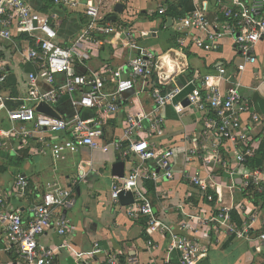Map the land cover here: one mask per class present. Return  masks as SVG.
Returning <instances> with one entry per match:
<instances>
[{"label": "built area", "instance_id": "1", "mask_svg": "<svg viewBox=\"0 0 264 264\" xmlns=\"http://www.w3.org/2000/svg\"><path fill=\"white\" fill-rule=\"evenodd\" d=\"M52 2L70 12L81 4L80 0ZM165 11L162 9L159 13L162 15ZM111 12L104 0H87L88 23L76 38L62 43L51 18L35 11L30 0L1 1L0 46L17 41L18 51L33 67V72L27 77V96L14 99L22 105L7 110L11 127L0 130V150L8 142H16L21 151L28 148L32 140L40 144L36 155H50L55 160H64L67 155L78 154L85 148L101 150L107 122L122 110L125 96L150 94L154 108L148 114H129L122 138L113 142L123 158H134L137 163L115 183L111 198L119 205L120 193L131 192L134 203L127 207L128 217L134 220L145 217L151 228L169 236L168 256L162 262L151 264H173L174 253L179 254L180 264H199L208 254L202 241L213 236L216 243L222 236H231L264 252V223L260 216L264 202V169H249L257 150L252 145L253 127L244 117L249 116L256 124L261 120L241 95L238 81L248 66L257 63L256 47L264 40V0H194V10L173 22L174 32L183 35L175 51L183 54L193 45L200 51L211 52L230 37L243 60L235 74L218 67L216 76H205L200 89L189 94H185V90L194 80L183 86L177 83L184 68L173 61H170L172 67H165L162 56L139 43L131 24L115 25L107 20ZM116 37L119 38L117 43ZM107 45L127 48L130 55L127 63L78 73L79 68H85ZM7 78V64L0 62V86ZM214 79L229 88L222 91ZM65 98L71 100L72 119L66 120L61 115V119H57L37 112L41 103L55 109ZM185 100L189 102L187 106ZM169 107L180 116L186 110L200 114L202 126L199 137L190 139L193 146L187 150L182 174L183 179L197 189L201 204L189 202L178 206L183 218L177 226L157 218L145 185L152 182L159 189L165 180L176 178L173 149L157 142L166 134L164 113ZM84 111L91 112L92 116L83 118ZM145 122L149 125L145 126ZM48 134L65 135V138L50 141ZM148 162H154L155 169L148 167ZM194 162L198 163V169L190 170L188 167ZM78 177L84 179L82 167ZM28 193L29 181L22 175L17 177L11 191H0V230L6 239L4 251H16L22 264H57L63 252H74L64 239L73 228L67 212L76 205L75 194L58 182H47L38 196L39 203L31 208L30 219L25 220L21 212H9L7 202L10 196L23 198ZM256 199L260 202L256 203ZM186 207H191L190 212ZM50 231L61 242L41 245L40 238ZM95 249H99V244H95ZM122 259L121 254H113L108 264H121ZM125 264L140 263L134 257H127Z\"/></svg>", "mask_w": 264, "mask_h": 264}, {"label": "crops", "instance_id": "2", "mask_svg": "<svg viewBox=\"0 0 264 264\" xmlns=\"http://www.w3.org/2000/svg\"><path fill=\"white\" fill-rule=\"evenodd\" d=\"M178 1L180 0H104V3L112 9V12L107 15L109 22L115 25L126 22L131 24L139 36V43L162 56L165 67L167 65L172 67L170 61H173L184 68L185 71L177 78V83L183 86L194 80V84L185 90V94H189L195 89H200V82L205 76H216L218 67H225L229 74H235L237 65L243 60L230 37L223 39L217 49L211 52L200 51L193 45L183 54L175 51L177 45L171 46L172 38L168 37V31L165 29L176 35L177 43L183 35L175 33L173 25L168 28V20L171 18L175 22L183 19L194 10V0H190L193 10L185 17L167 16L168 2L177 3ZM80 2V6L70 12L55 6L52 0H30L35 11L51 18V24L57 28L59 41L62 43L76 38L88 23L85 15L87 0H80ZM147 2L156 4L153 13H150V5L146 6ZM118 4L125 6L122 14L115 12ZM134 5L140 7V16L135 15L134 10L132 12L131 8ZM162 9L166 11L161 15L159 11ZM156 15L158 19L152 21ZM114 16L115 21L111 19ZM164 24L165 27H163ZM118 40L119 38L116 37L115 43ZM16 42H7L0 46V62L7 64L8 74L7 81L0 86V98H2L0 130H8L11 127L7 114V110L11 109L6 102L16 103L14 99L18 100L27 96V77L33 72V67L18 51ZM129 56L127 48L107 45L98 56L86 64L85 68H79L77 71L80 74H86L88 71L100 70L107 65L118 67L127 63ZM256 58L257 63L254 66H248L247 70L238 77L241 95L250 102L253 111L261 120L256 124L249 120V116L244 117L245 122L253 127L252 145L257 150L256 158L249 166L252 170L264 169V40L256 47ZM213 82L218 83L222 91L229 88V85L217 79ZM154 105L155 102L150 94L126 95L122 110L107 122L104 147L101 150L93 151L85 148L78 154L67 155L64 160H55L50 155H36L40 146L36 140L30 141V146L21 151H18L19 144L16 142H8L6 147L0 150V191H11L19 175L25 176L29 181V193L26 197L10 196L7 202L9 212L19 211L25 220L30 219L31 208L39 203L38 196L44 191L47 182H58L74 192L76 205L67 212L73 228L64 239L74 252H63L58 256L57 264H108V259L113 254H121L124 260L121 264H125L127 257L136 258L140 264H151L153 261L162 262L168 256L169 236L151 228L145 217L137 220L130 219L127 215V207L114 204L111 198L112 188L119 180L113 176V165L124 162L125 175H127L137 163L134 158H123L116 151L113 142L122 138L124 122L129 114H148ZM55 109L66 120L72 119L74 115L70 98H65ZM164 114L166 134L157 142L173 149L176 178L171 181L165 180L159 189L152 182H147L145 185L157 218L170 226H177L183 218L178 206L188 205L189 202L198 206L201 204L197 189L182 177L187 150L193 146L191 141L199 137L202 131L199 123L201 116L189 110L180 116L170 107ZM82 116L87 119L92 116V113L84 111ZM144 125L149 124L145 122ZM47 136L50 137V141H60L65 138V135L59 134ZM147 166L153 169L156 167L154 162H148ZM80 167L84 170L83 180H79L78 177ZM188 168L198 169V163L194 162ZM151 187L154 188L153 191L150 190ZM185 209L190 212L191 207ZM260 216L264 223V207L260 210ZM39 241L45 246H53L61 242L52 231L41 237ZM216 241L215 236L202 241L203 246L208 249V254L199 264H264V252L258 251L253 244L235 240L231 236H222L219 243ZM150 242L153 245H150ZM96 243L99 244L98 250L95 249ZM5 248V234L0 230V264H22L16 251H4ZM171 260L173 264H180L179 254H172Z\"/></svg>", "mask_w": 264, "mask_h": 264}, {"label": "water", "instance_id": "3", "mask_svg": "<svg viewBox=\"0 0 264 264\" xmlns=\"http://www.w3.org/2000/svg\"><path fill=\"white\" fill-rule=\"evenodd\" d=\"M2 0H0L1 3ZM125 6L123 4H118L115 7V12L117 14H122L123 10H124ZM113 21L116 20V17L114 16L113 18H111ZM173 25V20L170 18L168 20V28L172 27ZM189 102L187 100H185L184 105H188ZM37 112L49 117H53V118H57V119H61V116L58 114V112L50 107L49 105H47L46 103H41L40 105H38L37 107ZM125 163L124 162H117L116 164L113 165L112 167V173L114 177H117L118 179H123L125 177ZM119 202L121 204V206L123 207H128L131 204L134 203V197L133 194L131 192H122L119 195Z\"/></svg>", "mask_w": 264, "mask_h": 264}, {"label": "trees", "instance_id": "4", "mask_svg": "<svg viewBox=\"0 0 264 264\" xmlns=\"http://www.w3.org/2000/svg\"><path fill=\"white\" fill-rule=\"evenodd\" d=\"M169 4V9L167 11V16L172 17V18H182L185 17L189 12H191L193 10V6L190 2V0H180L177 3H170ZM158 19V15L154 16L152 21ZM165 27V24L164 26ZM166 31H168V37L172 38L171 41L172 43L171 46L175 47L177 44L176 41V35L173 34L171 31L165 29ZM7 106L9 107V109L11 110H15L18 109L22 103L21 102H16V103H11V102H6ZM153 187L150 188L151 191H153ZM260 200L256 199V203H259ZM264 207V202L262 203V208ZM124 262V260L122 259V263Z\"/></svg>", "mask_w": 264, "mask_h": 264}, {"label": "rangeland", "instance_id": "5", "mask_svg": "<svg viewBox=\"0 0 264 264\" xmlns=\"http://www.w3.org/2000/svg\"><path fill=\"white\" fill-rule=\"evenodd\" d=\"M149 5H150V7H149V9H150V13H153V10L156 8V4H152V3H150V2H147V3H146V6H149ZM131 10H132V12H133V10H134L135 15H139V16H140V13H139L140 7H138V5H134V6H132ZM130 14H131V13H130ZM130 14H129V15H130ZM160 27L162 28V25H160ZM13 76H14V74H13Z\"/></svg>", "mask_w": 264, "mask_h": 264}]
</instances>
